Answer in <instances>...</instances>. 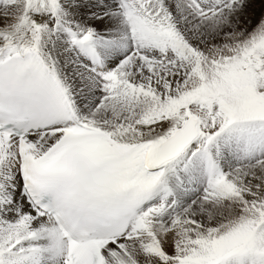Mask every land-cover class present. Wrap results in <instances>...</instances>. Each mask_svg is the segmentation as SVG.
<instances>
[{
  "label": "snow or ice",
  "instance_id": "snow-or-ice-1",
  "mask_svg": "<svg viewBox=\"0 0 264 264\" xmlns=\"http://www.w3.org/2000/svg\"><path fill=\"white\" fill-rule=\"evenodd\" d=\"M0 264H264V0H0Z\"/></svg>",
  "mask_w": 264,
  "mask_h": 264
}]
</instances>
